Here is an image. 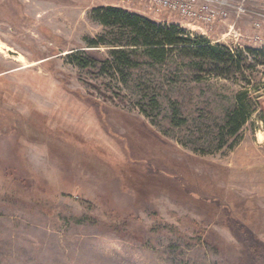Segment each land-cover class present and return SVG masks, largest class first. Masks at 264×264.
<instances>
[{
    "label": "rangeland",
    "instance_id": "1",
    "mask_svg": "<svg viewBox=\"0 0 264 264\" xmlns=\"http://www.w3.org/2000/svg\"><path fill=\"white\" fill-rule=\"evenodd\" d=\"M107 4L240 50L243 68L142 49L123 72L80 65L77 50L113 60L112 43H89L113 39L90 17ZM254 20L206 31L141 0H0V264H253L254 240L264 264ZM242 94L248 120L228 136L220 127Z\"/></svg>",
    "mask_w": 264,
    "mask_h": 264
},
{
    "label": "trees",
    "instance_id": "2",
    "mask_svg": "<svg viewBox=\"0 0 264 264\" xmlns=\"http://www.w3.org/2000/svg\"><path fill=\"white\" fill-rule=\"evenodd\" d=\"M90 17L109 28L107 37L112 36L113 38L108 40L101 35L100 38L91 39L90 45L112 43L113 60L98 59L90 56L84 50H77L71 56L75 57V61L80 65L85 66L89 59H93L103 62L104 66L110 67V69L123 72V69L130 64L129 56L142 49L151 58L157 60L164 59L170 51L178 50L192 55L205 65L221 66L225 69L235 68L236 70L243 68V54L240 50L234 52L226 45L212 44L207 39L191 37L175 24H160L147 16L113 4L95 7L90 13ZM128 37L129 41L123 43V38ZM248 51L254 56L264 55V48L248 47ZM249 111L250 105L247 96L239 95L236 107L228 113L226 121L220 127L222 133L228 136L236 135L247 122ZM251 237L249 234L250 241H252ZM254 241L255 244L253 241L248 244V249L252 250L254 254L252 255L253 264H258L262 259L261 249L259 241Z\"/></svg>",
    "mask_w": 264,
    "mask_h": 264
},
{
    "label": "built area",
    "instance_id": "3",
    "mask_svg": "<svg viewBox=\"0 0 264 264\" xmlns=\"http://www.w3.org/2000/svg\"><path fill=\"white\" fill-rule=\"evenodd\" d=\"M146 10L154 15L172 12L193 23L200 29L208 30L212 25L227 22L232 17L245 14L255 15L257 29L264 30V0H141ZM247 5L260 6L259 10L249 9ZM253 12V13H252ZM169 22L168 19H164ZM229 32L234 30L235 21L229 22ZM253 38L260 39L255 34Z\"/></svg>",
    "mask_w": 264,
    "mask_h": 264
}]
</instances>
